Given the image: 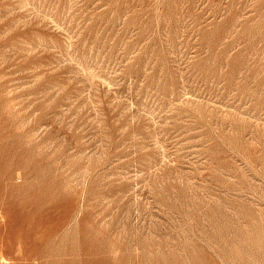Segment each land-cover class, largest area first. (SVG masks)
<instances>
[{
	"label": "rangeland",
	"instance_id": "374dc122",
	"mask_svg": "<svg viewBox=\"0 0 264 264\" xmlns=\"http://www.w3.org/2000/svg\"><path fill=\"white\" fill-rule=\"evenodd\" d=\"M0 264H264V0H0Z\"/></svg>",
	"mask_w": 264,
	"mask_h": 264
}]
</instances>
